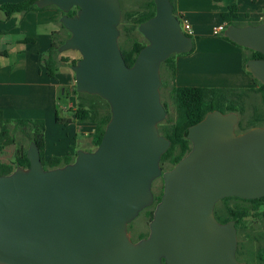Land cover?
<instances>
[{"label":"water","instance_id":"1","mask_svg":"<svg viewBox=\"0 0 264 264\" xmlns=\"http://www.w3.org/2000/svg\"><path fill=\"white\" fill-rule=\"evenodd\" d=\"M154 1L155 14L139 25L147 43L128 66L120 0H37L63 11L70 36L59 50L81 54L71 65L76 90L105 99L111 118L100 144L74 161L46 169L33 141L30 166L0 175V264H250L236 255V221L220 222L215 206L264 197V126L237 133L238 112L209 111L188 128L190 151L164 171L171 141L159 130L168 115L161 66L194 41L171 0ZM224 35L264 54V21L231 24ZM246 69L264 84V57ZM161 176L150 232L134 242L128 225L153 205Z\"/></svg>","mask_w":264,"mask_h":264},{"label":"crops","instance_id":"2","mask_svg":"<svg viewBox=\"0 0 264 264\" xmlns=\"http://www.w3.org/2000/svg\"><path fill=\"white\" fill-rule=\"evenodd\" d=\"M23 0H0V111L7 119H43L45 157L74 156L79 149H94L95 124L78 122L64 103V88L70 87L74 74L67 67L51 77L41 63L42 53L52 43V33L59 31L55 8L19 12L8 16L5 3ZM151 0H120L123 16L141 15L150 10ZM237 6L239 25L264 21V0H176L177 15L192 25L193 52L175 57L177 86L255 88L257 84L244 68L245 50L217 34L227 26L222 13ZM246 54V53H245ZM67 66V65H66ZM61 68V67H60ZM172 79V77H171ZM73 100V94L69 98ZM60 117L72 118L69 124ZM4 162V161H0ZM9 163V162H7Z\"/></svg>","mask_w":264,"mask_h":264},{"label":"trees","instance_id":"3","mask_svg":"<svg viewBox=\"0 0 264 264\" xmlns=\"http://www.w3.org/2000/svg\"><path fill=\"white\" fill-rule=\"evenodd\" d=\"M36 2L37 0H23L16 3H5L1 5V8L8 16L19 12L27 13L30 11L44 10L49 7L55 8L58 11V14L54 17V21L60 23L61 28L66 31L67 37L62 38L60 30L54 31L52 33V43L50 48L44 51L41 56L42 65L47 69L48 74L55 78L62 64L73 65L77 62L78 58L66 56L59 50L60 46L70 36V32L60 21L61 16L64 14L63 11L57 6L40 8L37 6ZM171 2L174 6V12L177 14L176 0H171ZM149 6L150 10L139 16L136 14L124 15L125 20L129 23L125 25L124 28L129 32L134 29L139 30L140 23L152 17L156 12L154 0L150 1ZM77 9L78 7L73 8L68 14L70 16L75 15ZM222 17L227 23L226 27L231 24L239 25V23L234 20V18L237 17L236 5L229 6L228 10L222 13ZM221 37L232 44L251 52L249 55L244 53L243 62L246 71V64L249 59L264 57V54L259 51L240 46L231 41L227 36L224 35V32L221 34ZM146 43L147 42L134 39L128 49L121 47L123 56L128 66H132L134 64L139 51L145 46ZM193 50L191 52H193ZM189 53H182L180 55H186ZM177 55L178 54L171 55L162 63V65L166 64L170 69L173 82L175 79L176 70L175 57ZM247 72L252 76L255 83L257 84V87L245 89L227 87L177 86L175 83H172L171 94L176 105L177 117L172 124L166 125L163 123L160 126L161 130L165 132V136L171 141L169 149L162 156V167H165L166 164H169L173 167L190 151L191 142L187 138L188 128L203 119L209 111L219 109L223 112H241L245 109V98L251 92L260 93L262 100L264 101V84L255 78L249 71ZM64 89L63 96L66 99L69 98L71 94L76 95L78 98L76 108L73 110L68 109L69 111H73L76 121L95 124V130L92 134V141L94 147L98 146L104 135L107 123L111 118V109L109 103L99 95L78 92L76 90V85L73 87L72 91H68L67 88ZM102 102H105L109 109L104 108ZM258 117H260L259 114L254 115V122L251 123L250 128L255 126V122L259 120ZM56 120L65 124H69L73 121L72 118L60 117L59 109L56 113ZM18 128H20L21 131L30 138V144L34 141L38 145L41 159L46 169L62 166L74 161L76 154L74 156H52L48 159L45 157L46 125L43 119H7L3 116L2 111H0V152L3 151L8 145L14 144L16 142L13 132ZM28 148L29 147L25 146L20 147L11 163L0 162V175L11 173L16 169L17 166L28 168L30 166V160L27 157ZM162 194L163 191L160 195H156L155 202L158 203L161 200ZM231 199L252 202L254 204L253 209L256 211V213L261 214L264 218V208L261 212L259 210L264 204V197L258 199H244L237 196H231L223 198L222 201L228 202ZM153 214L154 209L150 211L152 218ZM215 215L216 218L222 223L235 220L236 227L238 229L239 226L244 222L245 217L249 215V210L240 204H227L224 209H215ZM259 255V259L264 262V247L262 251L259 252Z\"/></svg>","mask_w":264,"mask_h":264},{"label":"rangeland","instance_id":"4","mask_svg":"<svg viewBox=\"0 0 264 264\" xmlns=\"http://www.w3.org/2000/svg\"><path fill=\"white\" fill-rule=\"evenodd\" d=\"M129 24L125 20V16L122 17L121 23V35L119 38L120 46L124 49H128L131 46V43L134 39H137L142 42H147L145 36L138 30L134 29L132 31H127L124 28L125 25ZM57 26L60 27L61 37H67V33L65 30L61 28L60 23H57ZM246 55H249L251 52L249 50H245ZM62 54L66 56H70L72 58H80L81 54L76 50H67ZM67 65V66H66ZM60 69H64L67 67L70 71L73 72L70 64H62ZM161 76H162V86H161V98L163 104L168 109V115L164 124L170 125L172 124L177 117V109L174 103V99L171 94L172 87V79L170 69L166 64L161 66ZM70 89L72 91L75 86V74L73 77V81ZM64 103L68 106L67 109H75L76 104L78 102V98L76 95H73V100L71 99H63ZM104 108L109 109L108 105L105 102H102ZM256 109V111H255ZM69 113H73V111H68ZM239 114V125L238 132H244L250 128L251 123L254 122V115L259 114L258 121L255 122V126H264V101L262 100L260 93H249V95L245 98V109ZM16 142L14 144L8 145L4 148L3 151L0 152V161L11 163L14 158L17 150L20 147H29L30 138L21 131L20 128L13 132ZM95 148V147H94ZM166 169H171L172 166L166 164ZM163 181L162 179H157L153 184V191L155 195H160L163 189ZM234 204H240L241 206L246 207L249 210V215L245 217L244 222L237 229L238 231V252L239 261L248 262L250 264H264L263 261L259 259V252L262 251L264 247V218L261 214H257L253 209L254 204L249 201H242L237 199H231L228 202H223L220 200L215 209H224V207ZM264 204L261 206L260 212L263 210ZM155 209V204H153L148 209L143 210L140 214L132 220L128 225V231L131 239L134 242L139 241L140 239L146 237L150 232V221L152 219L150 215V211Z\"/></svg>","mask_w":264,"mask_h":264},{"label":"built area","instance_id":"5","mask_svg":"<svg viewBox=\"0 0 264 264\" xmlns=\"http://www.w3.org/2000/svg\"><path fill=\"white\" fill-rule=\"evenodd\" d=\"M181 24H182V28H183V30H184L187 34L192 33V25H191L188 21H182ZM226 28H227V27H226L225 25H220V26L216 29V33L219 34V33H221V32H224Z\"/></svg>","mask_w":264,"mask_h":264},{"label":"flooded vegetation","instance_id":"6","mask_svg":"<svg viewBox=\"0 0 264 264\" xmlns=\"http://www.w3.org/2000/svg\"><path fill=\"white\" fill-rule=\"evenodd\" d=\"M120 30H121V29H120ZM165 107H166V106H165ZM167 110H168V109H167ZM163 123H164V121L161 122V123L159 124V130H160V133H161L162 135L165 136V132H164L163 130H161V127H160ZM238 125H239V122H238V124H237V126H236V132H237V133H239L238 130H237ZM163 169H164V171H165V170H168V169H166V167H163ZM157 179H162L163 184H164V180H163V177H162V176L159 177V178H157ZM157 179H156V180H157ZM156 180H155V181H156ZM155 181H154V182H155ZM154 182H153V184H154ZM163 189H164V186H163ZM163 189H162V190H163ZM153 192H154V191H153ZM154 195H155V193H154ZM155 200H156V195H155ZM153 204H155V207H156L157 202L154 201ZM238 251H239V250H238V247H237V252H236L237 258H238V256H239V252H238ZM238 260H239V259H238Z\"/></svg>","mask_w":264,"mask_h":264}]
</instances>
